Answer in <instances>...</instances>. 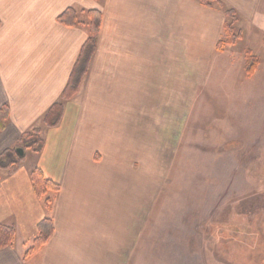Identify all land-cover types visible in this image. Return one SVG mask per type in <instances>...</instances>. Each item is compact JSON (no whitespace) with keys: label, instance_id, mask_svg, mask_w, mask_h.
Instances as JSON below:
<instances>
[{"label":"crops","instance_id":"obj_1","mask_svg":"<svg viewBox=\"0 0 264 264\" xmlns=\"http://www.w3.org/2000/svg\"><path fill=\"white\" fill-rule=\"evenodd\" d=\"M222 1L240 24L261 0ZM70 7L76 27L57 20ZM89 10L102 14L95 54L49 128L42 119L88 39ZM0 20V110L9 107L0 155L34 128L45 142L41 152L26 149L17 172L0 169V224L16 231L0 264H158L147 229L170 172L200 145L232 137L231 104L218 98L239 80L240 56L233 45L217 50L225 12L199 0H0ZM222 56L233 71L213 68ZM36 167L60 186L45 197L49 208L33 187ZM45 217L53 234L27 255Z\"/></svg>","mask_w":264,"mask_h":264},{"label":"rangeland","instance_id":"obj_2","mask_svg":"<svg viewBox=\"0 0 264 264\" xmlns=\"http://www.w3.org/2000/svg\"><path fill=\"white\" fill-rule=\"evenodd\" d=\"M256 11L240 24L232 17L239 80L218 98L226 110L231 104V139L200 145L177 175L174 167L153 209L147 231L157 235L158 264H264V0ZM247 51L260 61L250 77ZM213 68L231 70L226 56ZM228 83L246 94L236 97Z\"/></svg>","mask_w":264,"mask_h":264},{"label":"trees","instance_id":"obj_3","mask_svg":"<svg viewBox=\"0 0 264 264\" xmlns=\"http://www.w3.org/2000/svg\"><path fill=\"white\" fill-rule=\"evenodd\" d=\"M203 5L207 7H218L223 9L227 18L231 21L225 23V34L227 38L221 39L217 44V50L223 51L228 45H233L240 38L235 34L234 21L237 11L232 7H226L222 0H199ZM88 15L90 17L89 36L84 44L77 62L70 75L68 83L66 84L59 100L55 102L45 116L42 119L44 125L49 128L57 127L63 119L65 102L71 100L76 96L81 88L84 77L86 76L91 60L96 51L97 38L102 23V14L97 10H89ZM60 23L67 26L76 27L81 22L79 20V12L70 7L65 10L57 19ZM235 20V19H234ZM0 20V27H1ZM259 59L257 56H253L250 51H247V61L245 65L246 74L252 76L258 68ZM9 119V107L4 105L0 110V133L5 129L7 120ZM45 142L41 137V129L34 128L21 138V143L13 149H7L0 155V169L7 170L9 173L17 172L24 160L25 155H20L17 151L18 147H23L26 151L28 148H32L35 152H41L44 148ZM31 180L37 197L45 199L47 194L52 192H58L60 190L59 184H56L52 180L46 178L43 171L36 167L31 172ZM45 207L49 208L51 201L45 199ZM54 226L50 218L45 217L38 226V236L33 242V246L27 252V255L38 251L43 247L53 234ZM16 231L13 226L0 224V249L7 248L13 245L15 241Z\"/></svg>","mask_w":264,"mask_h":264},{"label":"water","instance_id":"obj_4","mask_svg":"<svg viewBox=\"0 0 264 264\" xmlns=\"http://www.w3.org/2000/svg\"><path fill=\"white\" fill-rule=\"evenodd\" d=\"M17 151L19 152L20 155H25V150L23 148H18Z\"/></svg>","mask_w":264,"mask_h":264}]
</instances>
